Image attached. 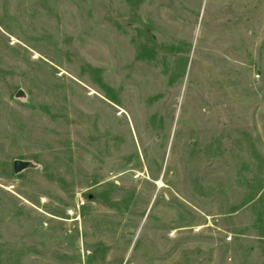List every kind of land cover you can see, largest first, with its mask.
Segmentation results:
<instances>
[{"label":"rangeland","instance_id":"374dc122","mask_svg":"<svg viewBox=\"0 0 264 264\" xmlns=\"http://www.w3.org/2000/svg\"><path fill=\"white\" fill-rule=\"evenodd\" d=\"M0 264H264V0H0Z\"/></svg>","mask_w":264,"mask_h":264},{"label":"water","instance_id":"95a60500","mask_svg":"<svg viewBox=\"0 0 264 264\" xmlns=\"http://www.w3.org/2000/svg\"><path fill=\"white\" fill-rule=\"evenodd\" d=\"M15 98L20 100H25L27 98V93L24 89L19 88L15 93ZM36 166L32 160L16 158L13 161V171L14 173H20L25 169Z\"/></svg>","mask_w":264,"mask_h":264}]
</instances>
